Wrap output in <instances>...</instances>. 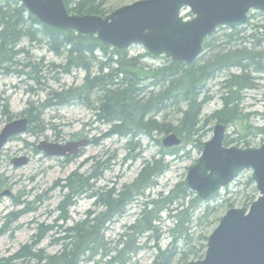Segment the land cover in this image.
<instances>
[{"label": "trees", "instance_id": "1", "mask_svg": "<svg viewBox=\"0 0 264 264\" xmlns=\"http://www.w3.org/2000/svg\"><path fill=\"white\" fill-rule=\"evenodd\" d=\"M63 1L68 12L73 15L107 14L105 3L99 0ZM253 16L248 17L249 21L243 27H218L214 34L205 38L203 53L194 63L166 59L162 66L146 70L140 63L145 56L153 57L147 52L132 57L128 50L104 44L95 34L82 35L72 29L47 26L18 0H0V75L10 72L25 74L22 69L29 65L17 70L20 64L14 62L24 52L23 49H17L23 41L44 45L55 56L64 58L62 64L50 65L60 73L69 74L73 69L85 72L82 85L62 92L52 90L45 107L53 106L54 103L64 106L81 102L94 111L97 122L109 126L103 138H129L128 146L143 135L152 136L154 131L175 133L184 144L183 148H169L157 140L160 145L158 156L142 163L132 184L120 188L101 187L97 195L93 191L90 195L95 198V205L102 207V210L99 213L90 210L83 220L62 229L63 234L54 241V244L60 245L58 253L47 255L41 249H35L47 230L54 228L47 226L46 230H40L39 240L25 244L9 257L0 258V264H128L142 248L138 246L139 240L149 232H157L163 213L173 223L168 231L170 245L164 250L157 248L153 264H172L177 257L183 264L192 259H202L210 229L220 221L218 212L221 204L211 206L207 202L217 193L212 194L209 200L200 199L187 187L186 180L179 181L167 194L160 193L156 199L143 203L135 225L125 228L113 247L104 233L114 218L124 215L134 200L144 196L146 189L156 186L157 178L170 168L172 162L168 161V157L174 161L181 156H190L191 149L185 151L190 144L194 149L202 150L204 143L201 142V131L211 121L216 120L231 127L248 118L249 114L240 108L244 98L242 93L257 88L259 81L264 78V26L252 25V31L248 34L250 18ZM32 68L36 69V66ZM233 69L237 72L232 73ZM223 74L226 77L220 84L221 107L202 119V108L211 98L201 97V90L207 81H213ZM36 80L39 81V78L36 77ZM166 111H177L180 115L175 124L165 119L157 120L156 116ZM26 113L29 125L39 114L34 118L29 115V110ZM28 128V133H35L33 127ZM250 129L252 127L248 126L247 130L251 132ZM254 130L255 133L248 132L237 138L226 135L223 142L226 146L236 142L238 146L250 147L248 137L264 135V127ZM99 140L92 139V143L98 144ZM104 166H107V161L98 169L94 167V174H80L78 181L62 185L67 194L59 206L61 219H68L67 212L72 199L92 188L91 180L100 179ZM72 179L73 176L69 178ZM253 184L250 177L240 185L251 188L250 193L244 196L243 207H248L256 199ZM227 207L232 208L234 205L230 203Z\"/></svg>", "mask_w": 264, "mask_h": 264}, {"label": "rangeland", "instance_id": "2", "mask_svg": "<svg viewBox=\"0 0 264 264\" xmlns=\"http://www.w3.org/2000/svg\"><path fill=\"white\" fill-rule=\"evenodd\" d=\"M99 1L105 3V9H107V13H110L137 0ZM252 14L254 16L250 18L251 25H249L248 34L252 31L250 29L252 25L264 26V15L257 11H251L249 16ZM182 15L186 19L193 17L188 9H184ZM17 49L24 51L14 59V62L20 64L17 70L24 68L23 65H29V67L22 69L24 75L12 72L0 75V131L6 123L14 118L26 116L27 110L33 117L37 113L39 114L29 125L35 129V133L26 132L13 137L0 151V258L2 259L15 254L25 244L39 240L40 230H46L47 226L54 227L53 231L45 233L37 247L45 250L47 255L58 253L60 246L54 245L52 241L63 234L62 229L83 220L90 210L96 213L102 210V207L95 205V198L90 195L95 190L94 188L96 190L101 187L120 188L123 185L132 184L141 170L142 163L158 156L160 145L157 140L161 143L166 135L154 131L152 136L143 135L139 140L134 139L133 143L128 146L129 138L117 136L103 138L102 135L109 130V126L97 122L94 111L81 102L64 106L54 103L53 106L45 107L44 104L48 101L49 93L52 90L62 92L64 89L82 85L85 72L73 69V72L69 74L60 73L58 69L50 65L52 63L62 64L65 62L64 58L55 56L44 45L37 46L23 41ZM145 52V47L141 45H135L128 49V53L132 57L145 54ZM166 59L168 58L164 55L145 56L141 59L140 65L145 66L148 70L151 67L162 66ZM33 66H36V69L32 68ZM39 68H41L40 71H37ZM231 72L236 73L237 71L233 69ZM141 74L143 73L141 72ZM145 76H147V71H145ZM36 77L39 78V81L36 80ZM225 77L226 74H223L213 81H207L201 90V97L210 96L211 98L202 108V119L219 111L222 104L219 97L222 93L220 84L225 80ZM258 85L257 88L242 93L244 98L240 108L249 116L247 119L244 118L237 124L227 127V135L230 138H237L250 132L247 130L248 126L252 127L250 133H255V128L264 127V78L259 81ZM179 116L177 111H166L156 118L158 121L165 119L167 122L175 124ZM216 123V120L211 121L201 131L203 134L202 143L212 137V129ZM79 136L90 139L99 138L100 140L98 144L89 143L73 162L66 165L60 158H49L36 150V144L43 140L65 143V141L76 140ZM248 139H250L251 148L264 143V135L261 134L251 135ZM232 145L238 146L236 142ZM183 146L184 144L180 143V147L183 148ZM238 147L243 148L242 146ZM189 149H191V153L188 157L181 156L174 161L168 157V161L172 162L170 168L157 178L156 186L146 189L144 196L134 200V203L127 207L124 215L114 218L108 224L104 236L106 240L112 242L111 247L114 246V242L125 228L135 225L143 203L156 199L160 193L167 194L179 181L186 180L189 168L198 162L201 155L200 149H194L191 144L186 147L185 151ZM22 155L29 157V163L22 167L14 166L11 159ZM96 160L104 163L109 160L107 166L102 168V176L95 182L91 180L95 186L72 199L73 202L68 207V219H61L59 206L67 193L62 188L60 181L74 171H79L80 174H89L92 171L93 162ZM251 176L250 169L244 170L231 184L218 191L211 201H207L211 206L221 204L218 216L222 217L229 210L227 206L230 203L236 208L243 207L244 196L250 193L251 188L247 189L244 185H240L247 182ZM5 190L9 191L8 195L2 194ZM242 190L243 193H241ZM258 195L256 191V198ZM167 217L166 213L161 214L157 232H149L139 240L138 246L142 248L128 264H153L158 252L157 248L160 247L164 250L170 245L171 237L168 231L170 227H173V223ZM217 224L212 226L211 233ZM181 247L182 244L179 245V248ZM172 264L183 263L180 261V257H177Z\"/></svg>", "mask_w": 264, "mask_h": 264}, {"label": "water", "instance_id": "3", "mask_svg": "<svg viewBox=\"0 0 264 264\" xmlns=\"http://www.w3.org/2000/svg\"><path fill=\"white\" fill-rule=\"evenodd\" d=\"M43 24L79 34L96 35L104 44L125 50L144 46L153 56L164 55L172 61L191 64L202 55L205 38L218 26L238 28L248 21V12L264 14V0H137L104 16L73 15L63 0H18ZM193 16L185 20L183 9ZM27 117L13 119L0 131V151L15 136L28 131ZM226 126L214 125L212 137L204 142L198 162L189 168L186 185L200 199H209L246 169L259 192L248 208L229 209L207 239L205 256L186 264H264V144L258 147H230L224 144ZM88 139L58 142L40 141L37 150L50 157L76 155ZM180 137L169 133L164 147H176ZM27 156L11 162L22 167ZM2 194L8 195L9 191Z\"/></svg>", "mask_w": 264, "mask_h": 264}, {"label": "bare ground", "instance_id": "4", "mask_svg": "<svg viewBox=\"0 0 264 264\" xmlns=\"http://www.w3.org/2000/svg\"><path fill=\"white\" fill-rule=\"evenodd\" d=\"M21 117V116H20ZM20 117H18V118H20ZM84 137V136H83ZM83 139H88V143H87V145L86 146H84L83 148H85V147H87L88 146V144L89 143H92V139L93 138H89V137H84ZM70 141H73V140H70ZM65 142H68V141H65ZM54 143V142H53ZM59 143V142H58ZM62 144H65V143H62ZM40 152H42V151H40ZM44 155H46L44 152H42ZM47 156V155H46ZM28 157V156H27ZM47 157H49V158H55V157H58V156H55V157H50V156H47ZM13 158H18V157H13ZM12 158V159H13ZM11 159V160H12ZM28 159H29V157H28ZM29 161V160H28ZM109 161V160H108ZM107 161V162H108ZM29 163V162H28ZM13 164V163H12ZM14 165V164H13ZM104 165V162L103 161H100V160H96V161H94L93 162V168L95 167V168H97L98 169V167L100 168V166H103ZM15 166V165H14ZM17 167V166H16ZM78 175H80V173H79V171H74V172H72L70 175H68L67 176V178H65L64 180H61L60 182H61V184L62 185H64V184H67V182H69V183H71L70 181H74V180H77L78 181ZM71 176H73V179L72 180H69V178L71 177ZM209 199H210V197H209ZM209 199H206V200H209ZM204 200V199H203ZM49 231H53L52 229H49V230H47V232H46V234L49 232ZM55 234H57V233H55ZM33 243H34V241H33ZM37 245H38V243L36 244V246H35V249L37 250V249H41V248H39V247H37ZM42 250V249H41ZM43 252L45 251V250H42ZM45 253V252H44Z\"/></svg>", "mask_w": 264, "mask_h": 264}, {"label": "flooded vegetation", "instance_id": "5", "mask_svg": "<svg viewBox=\"0 0 264 264\" xmlns=\"http://www.w3.org/2000/svg\"><path fill=\"white\" fill-rule=\"evenodd\" d=\"M84 137H82V136H79V138H76V140H73L74 142H76V141H79V140H82ZM37 150V149H36ZM84 150V148L83 147H81L80 148V150H79V152L76 154V155H67L66 157H55V158H60V160L63 162V164H67V163H69V162H73L75 159H76V157L78 156V154H80L82 151ZM22 156H24V155H22ZM25 156H27V155H25ZM91 172H92V174H94L95 173V171L93 170V167L91 168ZM92 181H96V180H92ZM93 184V183H92ZM93 186H95V184H93L92 185V187ZM95 190H94V192H95V195H97V190H96V188H94ZM93 192V191H92ZM55 240H53L52 242H54ZM54 245H57V244H54ZM60 246V245H59Z\"/></svg>", "mask_w": 264, "mask_h": 264}]
</instances>
